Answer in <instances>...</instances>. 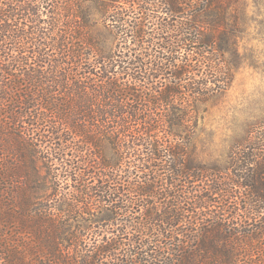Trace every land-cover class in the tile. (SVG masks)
Listing matches in <instances>:
<instances>
[{"label": "trees", "instance_id": "1", "mask_svg": "<svg viewBox=\"0 0 264 264\" xmlns=\"http://www.w3.org/2000/svg\"><path fill=\"white\" fill-rule=\"evenodd\" d=\"M234 2L0 0V264H264V129L188 150Z\"/></svg>", "mask_w": 264, "mask_h": 264}, {"label": "rangeland", "instance_id": "2", "mask_svg": "<svg viewBox=\"0 0 264 264\" xmlns=\"http://www.w3.org/2000/svg\"><path fill=\"white\" fill-rule=\"evenodd\" d=\"M227 11L228 26L219 71L232 76V81L226 91L214 92L194 103L197 111L195 114L191 109L195 118L189 125L196 124L197 133L191 145H187L195 162L213 168L212 174L219 176L223 174L215 169L224 172L230 167L234 148L245 143L252 133L264 129V0H236ZM94 33L104 43L105 52L116 46L113 33L100 24ZM227 173L231 175L232 171ZM64 185L71 186L72 182ZM97 185L98 181H94L90 187ZM92 215L98 218V212ZM97 224L88 223L90 229L85 234L90 239H98V233L102 232Z\"/></svg>", "mask_w": 264, "mask_h": 264}]
</instances>
